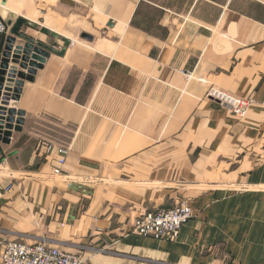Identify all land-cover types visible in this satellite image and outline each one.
I'll return each instance as SVG.
<instances>
[{"label":"crops","instance_id":"1","mask_svg":"<svg viewBox=\"0 0 264 264\" xmlns=\"http://www.w3.org/2000/svg\"><path fill=\"white\" fill-rule=\"evenodd\" d=\"M0 19L51 50L0 141V236L85 264H264V0H0ZM181 198L176 239L127 233Z\"/></svg>","mask_w":264,"mask_h":264},{"label":"built area","instance_id":"2","mask_svg":"<svg viewBox=\"0 0 264 264\" xmlns=\"http://www.w3.org/2000/svg\"><path fill=\"white\" fill-rule=\"evenodd\" d=\"M7 32V26L0 19V35L5 36ZM19 73V68L13 67V69H8L3 77L0 101L4 107H8L12 101L16 83L19 81ZM207 96L228 108L234 116L239 118L246 116L251 105L250 100L236 97L217 88H211ZM59 152L64 153L62 150ZM59 163H63V160L60 159ZM191 219V209L181 206L174 210L161 211L155 215L142 216L138 218L132 229L135 235L144 238L171 241L176 239L178 230ZM0 247V264H85L77 254L43 243L28 244L0 236Z\"/></svg>","mask_w":264,"mask_h":264},{"label":"water","instance_id":"3","mask_svg":"<svg viewBox=\"0 0 264 264\" xmlns=\"http://www.w3.org/2000/svg\"><path fill=\"white\" fill-rule=\"evenodd\" d=\"M23 25L28 24L23 20H18L11 28L9 37L0 35V98L3 77L7 70L13 69V67H18L20 70L19 81L16 83L11 103L8 107H4L0 101V141L5 144L9 143L12 132H19L24 123V113L16 110L19 89L22 87L23 81L33 82L36 72L43 68V61L49 58L51 52L41 43L34 45L31 39L20 33L19 30ZM42 32L47 34L45 30ZM18 40L23 44H17ZM33 55L40 60L36 61L35 58H32Z\"/></svg>","mask_w":264,"mask_h":264},{"label":"rangeland","instance_id":"4","mask_svg":"<svg viewBox=\"0 0 264 264\" xmlns=\"http://www.w3.org/2000/svg\"><path fill=\"white\" fill-rule=\"evenodd\" d=\"M211 89V88H210ZM209 89V90H210ZM209 90H208V92H209ZM208 92H207V94H208ZM209 98V97H208ZM225 107V106H224ZM230 111V110H229ZM232 114V113H231ZM233 115V114H232ZM234 116V115H233ZM236 117V116H235ZM238 119H242V118H239V117H237ZM244 118V117H243ZM46 149V151H45V154L46 155H50L51 153H53V150H54V148L49 144V145H47V147L45 148ZM60 150H62V149H57V150H54V152L55 153H57V155H59V156H65V154L67 153L66 152V150H62V151H64V153L62 154V153H60L59 151ZM49 184H53V183H49ZM179 202L176 204V205H174L173 207H171V208H169V209H161V208H159V209H155V208H153V206L152 207H150V208H145V207H143V206H139V208L137 209V210H134L133 212H135V214H134V216H133V218H128V219H126V217H125V220H127V222H126V225L127 226H129L128 227V234H132V235H135L134 233H133V229H132V226L136 223V221L138 220V218H140V217H142V216H146V215H148V214H150V215H155V214H157V213H159V212H161V211H165V210H174V209H177V208H180L181 206H187V207H189L190 209H191V207H190V205H189V203H188V201L187 200H184V199H179L178 200ZM126 210H130V208H123L122 209V211L123 212H125V213H127L128 214V212H126ZM122 211H120L121 213H122ZM191 211H192V209H191ZM121 216V215H120ZM118 217H119V214H118ZM137 218V219H136ZM192 218H193V214H192ZM189 222V221H188ZM187 222V223H188ZM186 223V224H187ZM119 224V223H118ZM185 225V224H184ZM183 225V226H184ZM62 226V225H61ZM182 226V227H183ZM63 227V226H62ZM181 227V228H182ZM180 228V229H181ZM180 229L178 230V232H177V237H178V234H179V231H180ZM126 231V230H125ZM118 232H119V234H123V232H124V228L122 229V226H120L119 227V229H118ZM136 236H139V237H141L140 235H136ZM176 237V238H177ZM144 238V237H143ZM172 241V240H171ZM84 263V262H83Z\"/></svg>","mask_w":264,"mask_h":264}]
</instances>
